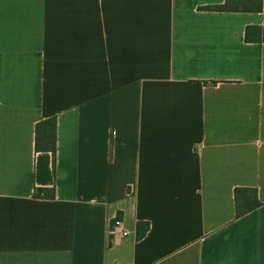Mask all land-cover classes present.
<instances>
[{"label": "crops", "instance_id": "obj_1", "mask_svg": "<svg viewBox=\"0 0 264 264\" xmlns=\"http://www.w3.org/2000/svg\"><path fill=\"white\" fill-rule=\"evenodd\" d=\"M225 3L0 0V264H264V0Z\"/></svg>", "mask_w": 264, "mask_h": 264}, {"label": "trees", "instance_id": "obj_2", "mask_svg": "<svg viewBox=\"0 0 264 264\" xmlns=\"http://www.w3.org/2000/svg\"><path fill=\"white\" fill-rule=\"evenodd\" d=\"M208 11L217 12H244V13H261L263 11V0H226L225 5L216 7H206ZM245 40L247 43L264 42V28L259 26H248L245 32ZM35 148L37 152H50L53 155V163L55 166L57 153V118L52 117L37 123L35 128ZM36 196L54 199L56 196L55 188L38 189ZM236 209L237 217L253 211L261 205L258 200L257 192L251 189H236ZM144 231L140 233L146 234L149 225L146 223ZM141 224H139V229Z\"/></svg>", "mask_w": 264, "mask_h": 264}, {"label": "built area", "instance_id": "obj_3", "mask_svg": "<svg viewBox=\"0 0 264 264\" xmlns=\"http://www.w3.org/2000/svg\"><path fill=\"white\" fill-rule=\"evenodd\" d=\"M129 231L124 226V221L121 218H115L110 225V236L112 239L117 236L127 237Z\"/></svg>", "mask_w": 264, "mask_h": 264}]
</instances>
